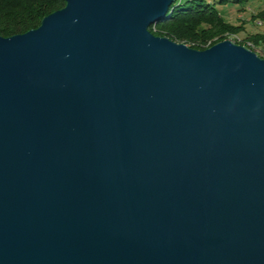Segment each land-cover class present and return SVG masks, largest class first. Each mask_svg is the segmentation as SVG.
I'll return each instance as SVG.
<instances>
[{
	"label": "water",
	"instance_id": "water-1",
	"mask_svg": "<svg viewBox=\"0 0 264 264\" xmlns=\"http://www.w3.org/2000/svg\"><path fill=\"white\" fill-rule=\"evenodd\" d=\"M65 2L0 36V264H264V58Z\"/></svg>",
	"mask_w": 264,
	"mask_h": 264
},
{
	"label": "trees",
	"instance_id": "trees-1",
	"mask_svg": "<svg viewBox=\"0 0 264 264\" xmlns=\"http://www.w3.org/2000/svg\"><path fill=\"white\" fill-rule=\"evenodd\" d=\"M231 1L250 0H177L164 20L152 25L150 31L178 43L192 42V49L206 50L223 41L222 34L244 29L243 25L227 22L217 8V4ZM65 6V0H0V36L9 38L37 29L44 17ZM249 43L264 44V34L249 36L243 42Z\"/></svg>",
	"mask_w": 264,
	"mask_h": 264
},
{
	"label": "rangeland",
	"instance_id": "rangeland-1",
	"mask_svg": "<svg viewBox=\"0 0 264 264\" xmlns=\"http://www.w3.org/2000/svg\"><path fill=\"white\" fill-rule=\"evenodd\" d=\"M213 3L212 0H208ZM217 8L225 18V20L234 25H243L241 32L229 31L222 34L223 41L230 40L236 44L251 47L258 56L264 58V44L258 46L243 44V42L252 35L264 34V0H250L245 3L227 2L225 4H217ZM261 15V16H260ZM222 42V41H220ZM192 42L182 43L191 47Z\"/></svg>",
	"mask_w": 264,
	"mask_h": 264
},
{
	"label": "bare ground",
	"instance_id": "bare-ground-1",
	"mask_svg": "<svg viewBox=\"0 0 264 264\" xmlns=\"http://www.w3.org/2000/svg\"><path fill=\"white\" fill-rule=\"evenodd\" d=\"M263 58V57H262Z\"/></svg>",
	"mask_w": 264,
	"mask_h": 264
}]
</instances>
